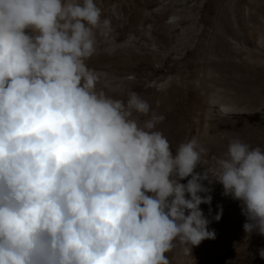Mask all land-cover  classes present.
Listing matches in <instances>:
<instances>
[{"label":"clouds","instance_id":"9594fccd","mask_svg":"<svg viewBox=\"0 0 264 264\" xmlns=\"http://www.w3.org/2000/svg\"><path fill=\"white\" fill-rule=\"evenodd\" d=\"M95 30L94 0H0V264H170L216 237L206 180L264 236V150L232 139L197 172L196 138L174 154L145 99L96 90Z\"/></svg>","mask_w":264,"mask_h":264},{"label":"rangeland","instance_id":"374dc122","mask_svg":"<svg viewBox=\"0 0 264 264\" xmlns=\"http://www.w3.org/2000/svg\"><path fill=\"white\" fill-rule=\"evenodd\" d=\"M94 2L102 19L111 22L107 37L95 30L96 51L86 61L98 75L97 91L120 100L132 92L155 99L151 110L164 116L157 130L173 153L196 138L206 149L202 160L209 170L232 139L264 150V0ZM194 102L198 119L188 133L185 115ZM146 118L139 117L141 122ZM212 182L216 237L204 264H264L249 250L226 249L227 241L251 236L243 230L247 220L240 201ZM174 246L170 262L179 256L175 251L184 253V245Z\"/></svg>","mask_w":264,"mask_h":264},{"label":"bare ground","instance_id":"6f19581e","mask_svg":"<svg viewBox=\"0 0 264 264\" xmlns=\"http://www.w3.org/2000/svg\"><path fill=\"white\" fill-rule=\"evenodd\" d=\"M153 97H155V96H152V98ZM145 100L149 103L150 106H152V105L155 106V103H154L155 99L149 98V99H145ZM157 102H159V103L162 102L160 104H163V101L160 97L157 98ZM198 106L199 105L194 102V104H192L191 108L189 109L188 113L185 115L186 121L190 126V127H188V131H189L188 133H190L191 126L194 123L195 119H198L195 116L196 110L198 109ZM157 110H158V108H157ZM208 168L209 167L203 163L201 166L197 167V169L199 171H197V169H196V171L197 172H203L204 169H208ZM181 182L186 183L187 179H185ZM203 183L205 184L206 187H208L211 190L210 193H208V194L213 196L212 195L213 182L209 183L206 180ZM214 202L215 201L212 197V201H211L210 205H208V204H201L200 205L201 210L203 211L205 217H207L210 221V223L208 225V228L210 231H213V224H214V222H213ZM250 236L251 237L249 240L241 241L240 243L235 242V244H233V240L227 241L226 249L229 250L232 248H234V249L236 248V249H242V250H249V254L253 259H255L257 261L264 260L259 255V250L264 248L263 236L259 235L256 232H253ZM214 240L215 239H206V240L202 241L198 246H193L191 249V252L186 253L185 249H184V253H178L177 251H175V253L179 254V256H178V258L176 257V259L173 262H170V264H204L205 262H207L209 260L210 256L213 255ZM236 245H237V247H236ZM174 249H175V246L173 247L172 251H170L169 253H166V255L168 257L170 255H172ZM198 259L200 260V262L196 263Z\"/></svg>","mask_w":264,"mask_h":264}]
</instances>
